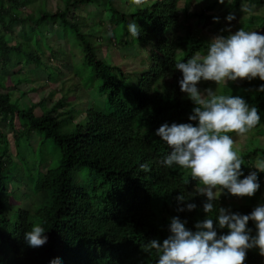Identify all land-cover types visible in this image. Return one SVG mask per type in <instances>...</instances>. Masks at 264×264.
<instances>
[{
	"label": "trees",
	"instance_id": "obj_1",
	"mask_svg": "<svg viewBox=\"0 0 264 264\" xmlns=\"http://www.w3.org/2000/svg\"><path fill=\"white\" fill-rule=\"evenodd\" d=\"M245 1L232 0L229 6L238 10ZM178 2L144 0L137 5L133 0H62L54 9L49 0H0V68L7 69L0 73V118L13 132L11 140L0 127V264H52L56 259L59 264H157L159 255L144 246L154 239L162 243L170 235L172 217L187 220L186 227L196 231L198 221L208 215L215 218L227 201L231 200V212L243 215L264 204V172L258 170L260 188L254 196H234L223 189L216 210L205 213L207 197L196 192L199 181L192 179L190 170L161 163L170 148L155 134L157 129L165 123H184V113L192 115L195 107L181 91L183 74L175 63L186 62L197 52L206 54L213 36L230 34L221 33L227 28V16L217 11L219 0L208 5L210 13L201 12L203 27L180 21ZM251 4L255 5L249 9ZM245 6L248 9L237 17L235 31L243 28L264 34V0H249ZM81 8L89 12H80ZM214 17H219L218 24ZM103 21L109 22V28L102 29L106 34L97 30ZM132 22L141 28L137 38L128 32ZM127 35L131 37L126 38L127 44L148 47V63L131 75L122 74L119 65L101 55L104 37L121 40ZM50 66L54 68L46 79L62 81L57 99L54 93L47 95L56 91L55 86L45 85L46 80L39 77ZM69 68L75 75L64 78L63 70ZM104 68L109 70L104 72ZM30 70L37 78L31 77ZM113 71L117 80L107 76ZM84 75L88 80L101 79L104 86L94 93L103 96V102L91 106L84 130H66L77 114L60 108L62 99L83 88ZM201 82L203 90L242 97L249 107L258 109L260 122L241 136L244 145H235L244 159L240 177L244 179L256 168L257 159H264V92L259 90L264 81L256 77L220 85ZM37 134L43 140L33 150ZM229 135L240 141L237 133ZM47 140L60 151L53 165ZM25 141L37 163L31 162L27 152L21 153ZM106 142L114 154L104 160L105 145L100 151L93 148ZM23 163L30 165L27 180L22 175L26 172ZM144 164L152 173L148 185L140 184L138 178ZM13 181H36L34 193L26 190L27 195H34L33 209L14 208ZM181 194L184 202L177 200ZM188 203L197 207L188 211ZM179 207L185 210L179 212ZM35 223L48 236L47 243L38 248L28 246L24 239ZM214 227L218 236L229 232L219 228L218 222ZM247 227L256 235L254 221ZM17 229L20 232H13ZM56 242L61 248L56 249ZM244 264H264V256L258 248L249 249Z\"/></svg>",
	"mask_w": 264,
	"mask_h": 264
},
{
	"label": "clouds",
	"instance_id": "obj_2",
	"mask_svg": "<svg viewBox=\"0 0 264 264\" xmlns=\"http://www.w3.org/2000/svg\"><path fill=\"white\" fill-rule=\"evenodd\" d=\"M215 1L209 0L210 3ZM195 2L201 4L200 0H179L180 21L192 24L189 22L190 8ZM231 2L232 0H219L217 4V11L226 13L227 22L234 19V16L230 15L231 13H238L240 10V8L234 10L233 7H230ZM133 3L141 5L144 0H133ZM247 4H249V0L243 3V5ZM208 5L210 4H206L198 12V16L203 20V25L205 20L202 18L201 12L210 13L211 11L206 9ZM253 5L255 4L249 5V9ZM226 10L229 11L226 12ZM213 19L219 22V17ZM104 22L109 24L108 21ZM197 22L198 20L194 23L197 24ZM227 22V28L221 29V33L226 31L230 34L213 36L206 54L201 55L200 52H197L186 62L175 63V69L183 74V78L179 81L181 91L187 94L195 106L192 110L193 114L184 113L186 117L184 123H172L171 125L165 123L155 133L170 148L169 154L161 163L169 168L178 165L183 169L190 170L192 179L199 181L196 192L207 197L203 210L208 214L216 210V201L223 189H227L234 196L251 197L260 188L256 172L240 179L244 175L241 170L244 159L235 147V140L229 135L234 132L239 136H244L255 128L261 119L257 107H249L246 101L239 96L217 94V91L212 88L203 90V82H201V80L214 81L220 85L228 81L256 77L264 81V34H259L257 31H246L243 28L232 33L231 28L233 27H228ZM197 27L201 26L197 25ZM127 28L133 38L140 35L141 28L136 22L128 24ZM87 31H91V29ZM102 32L106 34L103 30ZM178 32L182 33L181 30ZM126 38L131 39L128 35L121 40L112 36L104 37L102 46L109 44L113 50L129 53L134 51L139 56L145 53L146 59L149 61L148 47L145 49L139 43L127 44ZM105 58L113 65H119L123 71L122 74L126 73L127 75L137 73L148 63L146 61L141 67L126 71L123 67L124 62L113 53ZM103 70L105 72L109 68ZM63 71L65 73V69ZM70 71L72 75H75L73 70L70 69ZM107 76L117 80L114 71ZM82 78L83 88L77 90L69 98L62 99L64 104L60 107L64 111L71 112L70 114H77L72 122H75L77 117L86 120L91 106L95 102H103V96H95L98 93H94L104 86L101 79L88 80L85 75ZM61 84L62 81L61 83L60 80L53 81L48 77L45 85L55 86L56 91H50L47 95L54 93V98H60ZM198 85L201 88H198ZM259 90L264 92V85H261ZM84 98L87 100L85 101ZM75 107L78 109H74ZM85 128L86 124L77 122L74 131ZM103 145L107 150L105 160L114 154L113 148L108 142L94 146L93 150L100 151ZM134 163L136 164V159L133 158L131 163L133 168ZM141 167L142 170L138 175L139 182L148 185L152 176L151 170L148 169L147 164L141 165ZM254 167L264 172V159H257ZM21 187V184H18L17 187L14 183L10 184V188L14 192H20V195L23 194ZM14 192L11 197L12 205L17 204L33 209L34 198L22 205L19 203V199L15 198ZM177 200L184 202L186 198L181 194ZM230 201L225 202L223 207H219L215 218L208 215L204 220L198 221L195 224L196 231L186 227L187 220H181L179 216L172 217L169 225L170 235L162 243L154 239L144 247L148 250H155L159 255L157 264H244L247 251L254 248H258L259 254L264 256V204L257 206L250 214L243 215L231 212ZM196 207L194 203L187 204L188 211H192ZM184 210L183 207L177 209L179 212ZM250 220L256 224V235H252V229L247 227ZM215 222H218L219 228H227L229 232L218 236L214 227ZM13 232L20 231L17 229ZM45 232L44 227L35 223L31 230L24 234V239L28 246L38 248L48 241V236L44 235ZM55 246L56 249L61 248L57 242ZM52 264H59V259L54 260Z\"/></svg>",
	"mask_w": 264,
	"mask_h": 264
},
{
	"label": "rangeland",
	"instance_id": "obj_3",
	"mask_svg": "<svg viewBox=\"0 0 264 264\" xmlns=\"http://www.w3.org/2000/svg\"><path fill=\"white\" fill-rule=\"evenodd\" d=\"M200 1H201V4H198V3L195 2L191 6V8H190V14H191V16L189 18V22L190 23H194V22H196L198 20L197 25H199V26L202 27L203 26V20L198 16V12L200 10H202V7H204L206 4H211V3L209 2V0H200ZM212 1H215V0H212ZM49 2H50L49 3L50 4V7L51 8H54V9H56V8H58V6H61L62 5V0H49ZM123 4H125V3L123 2ZM102 9H103V7L99 8V10L95 11L94 13L100 12ZM247 9H248V7L245 6V5H243V6L240 7V10L238 11V13L233 12V13L230 14V15L234 16V19L231 20L230 22L228 21L227 22V25L230 28L233 27V28H231L232 33L236 30V25L238 24V22L240 20V18H236V17L238 16V14L240 16L242 12H243V14H245ZM80 12H83V13L89 12V8H86V9L85 8H81L80 9ZM244 16L247 17V15H244ZM218 23L219 22H216L215 24H218ZM103 28H109V24L107 22H104L103 24L102 23L101 24L99 23L98 26H97L98 32H101ZM101 50H102L101 55H103V56H108L109 54L113 53L120 60H122L124 62V66L123 67H124V69L126 71L132 70V69L137 68V67H141L146 61H148L146 59V54L145 53H143L141 56H139L134 51H132V52L129 53V52H123V51H120V50H113L109 44H104L102 46ZM53 68H54V66H50V67L45 68L44 71L40 74L39 77L44 80V76H45V80H46V75L49 72H52L53 71ZM6 70L7 69L0 68V73L5 72ZM30 75H31V77H36V78L38 76V74L36 72H33L31 70H30ZM71 75H72V72L71 71L65 70V73L63 74V77L64 78H67V77L70 78ZM54 76H56V75L54 74ZM10 80H11V78H10ZM60 83H61V81H60ZM31 84H32V82H31ZM33 84H34V82H33ZM34 85L35 86L41 85V83L38 82V83H35ZM21 90L22 89H20V91ZM18 92L19 91L16 92V95H19ZM84 100L86 101L87 98H84ZM74 109H78V108L75 107ZM38 112L41 113L40 110H38ZM77 122H82L83 124H86V120H83L80 117H77L75 122H71V123H69L66 126V130H73V129H75ZM0 127H1L2 131H4L11 138V140H13L12 128H11V126L7 122H4L2 120V118H0ZM37 135L39 137V140H38V138H36V140H35V143L36 144H32V149L33 150H35V149L37 150L39 148L40 144H41V141L43 140V136L42 135H40V134H37ZM239 137H241V136H239ZM236 139H237V137H236ZM51 142H52L51 140H47V142H46V151L47 152H50L51 157H52L51 158V164L53 165L54 162L59 159L60 151ZM239 143L241 144V146L244 145V138L241 137L240 138V141H235V145L238 146ZM26 144H27L26 141L23 142V144L21 146V153L23 151L27 152L28 155H29V158H30L31 162L32 163H35V162L37 163V161H35L36 159L31 158L30 150L28 149V147H27ZM244 148H245V146H244ZM23 164H24V166L26 168V172L23 173L22 175L27 180V178H29V175H30V170L28 169V167L30 165L28 163H23ZM258 170H259L258 168H255V169H253L251 171V173L252 172H256L257 173ZM32 172L34 173L35 170H33ZM13 182H14V185L16 187H17L18 184H21L22 185V187H21V191L23 192L22 195H20V192H18V191H15L14 192V195H16L15 198L16 199H19V203L20 204L25 205L26 203H28L29 201H31V199L34 198L33 197L34 196L33 193H34V188H35V185H36V181H13ZM78 182H81V181H78ZM30 188H31V191L33 193H31V195L29 196V195H27L29 193H26V190L27 189H30ZM16 207H17V204H15V207L14 208H16ZM228 209H230V208L228 207Z\"/></svg>",
	"mask_w": 264,
	"mask_h": 264
}]
</instances>
